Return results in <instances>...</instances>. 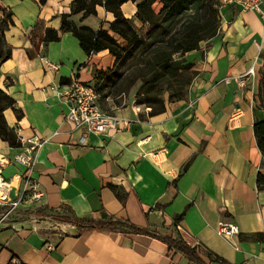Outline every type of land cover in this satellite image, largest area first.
I'll list each match as a JSON object with an SVG mask.
<instances>
[{
    "label": "crops",
    "instance_id": "crops-1",
    "mask_svg": "<svg viewBox=\"0 0 264 264\" xmlns=\"http://www.w3.org/2000/svg\"><path fill=\"white\" fill-rule=\"evenodd\" d=\"M71 2L0 0L12 20L4 31L10 54L0 63V89L21 112L17 120L8 108L4 118L21 145L44 140L33 172L42 198L20 206L8 223L0 224V264H194L148 235L80 232L55 219L69 211L79 218L112 215L176 236L223 260L210 264H264V190L256 186L264 166L253 132L254 122L264 119L256 100L264 20L252 10L223 6L209 46L202 42L186 53L196 76L185 100L166 101L164 112L150 116L134 112L133 94L102 96L101 109L127 119L129 126L89 134L79 144L80 132L64 119L66 107L55 89L72 78L100 83L98 72L110 70L114 57L107 50L86 56L69 32L43 42L46 29L59 30ZM152 6L157 11L161 4L155 0ZM120 10L135 30L146 32L147 26L135 18V3L126 1ZM68 19L95 31L108 30L113 16L97 6L95 15L74 13ZM251 67L254 75L239 85L235 78ZM19 151L0 139L5 178L22 171L12 160ZM39 208L42 212L35 213ZM28 211L34 216L29 220ZM219 222L235 224L238 233L218 235Z\"/></svg>",
    "mask_w": 264,
    "mask_h": 264
},
{
    "label": "trees",
    "instance_id": "trees-1",
    "mask_svg": "<svg viewBox=\"0 0 264 264\" xmlns=\"http://www.w3.org/2000/svg\"><path fill=\"white\" fill-rule=\"evenodd\" d=\"M126 1L135 3V18L147 26L144 34L135 30L130 19L123 16L120 6ZM155 0H72L70 13L61 15L59 30L46 29L43 42L57 41L60 33H71L86 56L107 50L114 57L110 70L98 72L102 79L112 78L111 86L118 93L128 92L137 82L143 91L135 98V103L148 107V115H158L165 110V102L185 100L188 87L196 76L194 64L186 59V53L198 50L202 42L209 41L218 33L219 11L217 0H159L161 6L155 11ZM101 6L113 16L108 30H92L86 26L76 27L68 19L69 15H95L96 7ZM0 63L10 54V47L4 39V31L12 24L11 13L0 6ZM111 32L118 38L109 34ZM120 39L121 41H118ZM263 64L256 94L258 105L264 109V52ZM103 93V84H101ZM114 93V92H113ZM108 94H103V97ZM166 96V98H165ZM12 109L17 120L21 112L14 107V100L0 89V139L9 147H20L21 142L14 128L6 123L4 110ZM256 145L262 156L264 166V119L256 120L253 125ZM190 160L183 166L188 167ZM256 186L264 190V176L257 173ZM118 195V193H116ZM123 200V198H120ZM42 209L35 210L41 213ZM56 220L74 225L80 232L109 229L133 234H144L165 243L169 249L183 255L190 263L210 264L223 262L208 250L189 246L172 235H160L155 231L132 224L128 220L106 215L100 219L79 218L71 211L65 216H56ZM180 215L174 217L177 222Z\"/></svg>",
    "mask_w": 264,
    "mask_h": 264
},
{
    "label": "built area",
    "instance_id": "built-area-1",
    "mask_svg": "<svg viewBox=\"0 0 264 264\" xmlns=\"http://www.w3.org/2000/svg\"><path fill=\"white\" fill-rule=\"evenodd\" d=\"M263 0H217V8L234 5L242 10H252L264 20V8L261 6ZM259 47V46H258ZM46 66H50L44 60ZM253 67L244 74L235 78L239 85L244 84V80L249 75H254ZM58 100L66 107L64 119L72 126V129L79 130V144H85L89 134H103L109 129L128 128L129 121L119 118L114 114L102 110L99 104L103 93L101 83L87 84L76 78L61 84L55 89ZM135 113L149 111L148 107H143L135 103V98L131 102ZM44 140L38 138L28 139L20 146V151L13 157V161L18 164L22 171L11 178L3 176V168L7 163L6 159L0 155V224L8 223L20 206L27 208L28 205L38 203L42 198V192L38 189V183L33 177L36 154L41 148ZM14 182V183H13ZM34 216L28 214L27 218ZM218 235L225 238L237 234L238 227L232 223L219 222L216 227Z\"/></svg>",
    "mask_w": 264,
    "mask_h": 264
},
{
    "label": "rangeland",
    "instance_id": "rangeland-1",
    "mask_svg": "<svg viewBox=\"0 0 264 264\" xmlns=\"http://www.w3.org/2000/svg\"><path fill=\"white\" fill-rule=\"evenodd\" d=\"M137 31L139 32V30H137ZM107 79H108L107 76L104 77L102 80H100V83L103 84V94H108L112 98L115 97V96L117 98L120 95H122V93H123V96H124V94L125 95H127V94H133L134 97L137 98V97H139L141 95V93L143 91V87H142L141 83L137 82L128 92H125L124 91V92H121V93H119L117 95L118 92L116 90L114 91L113 90L114 87L111 86V80H112V78H109V80H107ZM117 102L118 103L122 102V99H118ZM10 169H11V166L7 169V171L5 173L10 172ZM28 214H29V211H28L27 215ZM29 219H31V218H29ZM29 219L27 218V220H29Z\"/></svg>",
    "mask_w": 264,
    "mask_h": 264
}]
</instances>
